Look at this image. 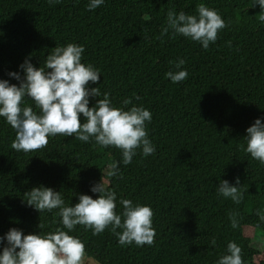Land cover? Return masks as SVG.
Wrapping results in <instances>:
<instances>
[{"label":"trees","instance_id":"obj_1","mask_svg":"<svg viewBox=\"0 0 264 264\" xmlns=\"http://www.w3.org/2000/svg\"><path fill=\"white\" fill-rule=\"evenodd\" d=\"M87 3L0 0V79L16 84L7 73L18 71L26 57L39 67L55 45L80 44L82 63L99 69L97 84L89 86L99 87L100 98L107 92L115 107L134 104L150 111L146 130L155 151L143 156L137 149L124 165L115 147L57 134L25 153L11 148L15 132L0 118V236L12 227L23 234L63 228L57 209L38 213L23 202L31 188L60 191L71 206L77 203L74 193L95 199L89 188L101 179L116 193V212L122 198L150 206L155 235L151 245L120 246L109 227L93 235L76 225L68 234L80 239L83 255L97 264H216L229 241L240 247L242 264H264V223L257 216L264 212V165L243 151L245 129L264 117L259 6L253 0H104L89 11ZM200 3L225 22L207 50L162 34L169 9L194 15ZM177 58L185 61L188 76L172 83L165 73L176 70ZM124 99L130 104L123 105ZM94 102L90 97L89 107ZM25 105L38 112L30 99ZM112 163L117 177L106 174ZM235 178L239 203L216 193L219 179Z\"/></svg>","mask_w":264,"mask_h":264},{"label":"clouds","instance_id":"obj_2","mask_svg":"<svg viewBox=\"0 0 264 264\" xmlns=\"http://www.w3.org/2000/svg\"><path fill=\"white\" fill-rule=\"evenodd\" d=\"M47 3L51 5L59 3V0H47ZM103 3L104 0H88L86 7L91 11ZM257 6L260 8L259 21L264 22V0H253V7ZM224 28L225 22L219 13L200 3L194 15L169 9L162 34L188 38L207 50L210 43H215L217 32ZM83 52L84 47L80 44L55 45L48 52L43 66L34 67L30 57H26L18 65V71L8 72L7 76L17 81L16 84L0 79V118L15 132L11 148L27 153L47 145L51 136L61 134L71 137L75 134L74 138L84 143L93 141L101 147L119 149L124 165L132 161L137 149L143 156L152 155L155 147L146 130V123L151 121L150 111L134 104L126 110L115 107L107 92L100 98L99 87L89 86L97 84L101 77L99 69L91 63H82ZM184 63L183 59L177 58L174 64L176 70L166 72L165 77L172 83L186 79L188 73L182 67ZM90 97L95 100L91 107ZM26 98L32 101L38 112L30 106H21ZM122 103L127 106L130 100L124 99ZM262 119L264 117L254 119L251 126L245 129L243 139L246 146L243 151L264 165ZM106 174L117 177V164L108 165ZM238 185L239 178H235L233 183L219 179L216 193L239 203L242 192ZM89 191L98 194L95 199L74 193L77 203L71 206L65 203L60 191L44 185L25 192L27 199L23 202L38 213L57 209L55 215L59 216L63 228L30 234H23L15 227L9 228L0 236V264H81L84 244L68 234L76 225L91 229L93 235L109 227L120 246L133 243L136 246L151 245L155 230L150 206L134 204L122 198L119 200L121 211L116 212V193L107 188L101 179L94 182ZM257 216L264 223V212L257 211ZM229 221L233 228L237 227L235 213L229 215ZM211 244H215L214 239ZM240 253V247L229 241L216 264H242Z\"/></svg>","mask_w":264,"mask_h":264},{"label":"rangeland","instance_id":"obj_3","mask_svg":"<svg viewBox=\"0 0 264 264\" xmlns=\"http://www.w3.org/2000/svg\"><path fill=\"white\" fill-rule=\"evenodd\" d=\"M263 243V242H262ZM81 264H97L95 261H93L92 259H88L86 258L84 255L82 257L81 260Z\"/></svg>","mask_w":264,"mask_h":264}]
</instances>
